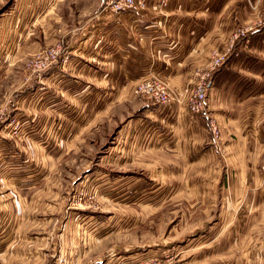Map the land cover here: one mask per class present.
I'll use <instances>...</instances> for the list:
<instances>
[{
	"label": "rangeland",
	"instance_id": "374dc122",
	"mask_svg": "<svg viewBox=\"0 0 264 264\" xmlns=\"http://www.w3.org/2000/svg\"><path fill=\"white\" fill-rule=\"evenodd\" d=\"M116 1L0 0V162L6 142L24 160L21 173L29 177L24 187L8 186L0 165V210L19 200L22 208L35 210L33 227L57 224L70 248L57 247L48 264L76 261L75 243L85 247L86 264H145L150 258L160 260L154 264H208L212 244L226 237L216 212L218 185L190 165L193 153L172 151L174 140L164 130L167 111H189L190 89L172 88L156 77L169 95L166 104H158L134 92L138 82L121 88L101 82L88 91L85 83L71 88L40 82L79 67L73 46L84 36L87 19L101 12L114 18ZM141 1L138 13L147 10V0ZM161 4L166 11L170 0ZM216 6L211 26L217 25L219 39L206 67L215 52L226 56L211 80L243 50L264 48V42L253 41L264 36V0H216ZM206 100L201 115L192 113L201 117L204 150L220 144L209 125L219 117ZM151 105L162 115L152 113ZM94 224L101 229L98 236ZM249 264H257L256 257Z\"/></svg>",
	"mask_w": 264,
	"mask_h": 264
},
{
	"label": "crops",
	"instance_id": "0c3cea01",
	"mask_svg": "<svg viewBox=\"0 0 264 264\" xmlns=\"http://www.w3.org/2000/svg\"><path fill=\"white\" fill-rule=\"evenodd\" d=\"M161 5L159 0H147L144 13H120L112 19H105L102 12L101 17L90 16L84 36L73 46L79 67L40 82L55 86L62 82L71 88L85 83L87 91L101 88V82L121 88L153 76L172 88L192 83L194 70L206 68L211 48L219 39L217 25L211 26L218 5L216 0H170L166 11ZM258 36L253 41L264 42V36ZM72 40L75 43L74 36ZM81 74L88 79L78 78ZM206 104L219 117L220 144L204 150L201 117L179 107L167 111L164 130L174 140L169 146L172 151L193 153L190 165L200 167L202 177L209 175L208 184L218 185L216 212L218 223L223 218L226 237L212 244L207 263L234 264V259H240L241 264H249L256 257L257 264H264V48L254 45L228 60L212 77ZM154 105L148 107L151 112L162 115V109ZM4 145L1 180L8 186L24 187L29 179L21 173L25 162L19 154L12 155L10 145ZM33 211L22 208L19 200L0 210L1 264H48L57 247L66 252L70 248V240L58 232L55 222L33 227L36 222L29 219L35 216ZM53 215L55 221L58 212ZM91 227L97 236L101 233L96 224ZM56 235L60 242L54 240ZM75 245L71 253L77 259L70 264H86L85 247Z\"/></svg>",
	"mask_w": 264,
	"mask_h": 264
},
{
	"label": "built area",
	"instance_id": "2783aa9c",
	"mask_svg": "<svg viewBox=\"0 0 264 264\" xmlns=\"http://www.w3.org/2000/svg\"><path fill=\"white\" fill-rule=\"evenodd\" d=\"M167 0H160V3L165 4ZM144 6L141 0H117L112 3L113 10L117 13H138V10ZM212 53V52H211ZM55 59V52L50 54ZM226 54H217L211 56L210 62L205 69H198L194 72V80L191 86H186L190 91L186 90L188 93L187 106L191 113L201 115L205 109V100L207 97V89L209 88L210 78L212 73L216 70L218 66L224 61ZM136 85L134 92L137 94H142L148 97L151 101L158 104H166L169 101V95L165 86L156 77H149L144 79ZM210 132L212 133L214 140L220 139V127L216 122V119L210 118ZM262 246L264 248V237L261 240ZM159 259H147L145 264H154L153 262ZM160 261V260H159Z\"/></svg>",
	"mask_w": 264,
	"mask_h": 264
}]
</instances>
